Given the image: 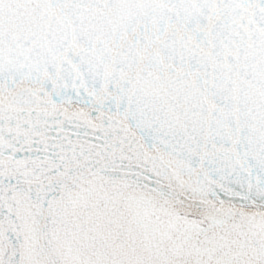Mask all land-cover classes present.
<instances>
[{
    "label": "snow or ice",
    "instance_id": "obj_1",
    "mask_svg": "<svg viewBox=\"0 0 264 264\" xmlns=\"http://www.w3.org/2000/svg\"><path fill=\"white\" fill-rule=\"evenodd\" d=\"M0 264H264V0H0Z\"/></svg>",
    "mask_w": 264,
    "mask_h": 264
}]
</instances>
